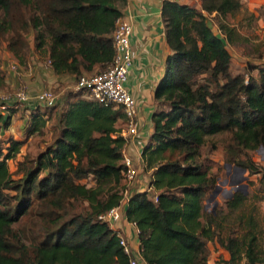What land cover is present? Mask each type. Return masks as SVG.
Listing matches in <instances>:
<instances>
[{
	"label": "trees",
	"instance_id": "16d2710c",
	"mask_svg": "<svg viewBox=\"0 0 264 264\" xmlns=\"http://www.w3.org/2000/svg\"><path fill=\"white\" fill-rule=\"evenodd\" d=\"M125 3L0 0V38L6 37L8 49L18 54L19 42L32 33L53 72L72 75L76 83L112 62V33ZM241 8L240 0H201L200 10L163 2L171 52L154 89L152 132L141 151L148 184L140 191L135 181L137 191L124 209L125 219L138 229L146 264H209L208 242L214 241L228 253L218 264H264L252 213L239 215L240 232L228 227L222 236L218 212L204 209L217 176L201 156L205 148L214 150L207 138L215 134L228 133L226 163L259 174L264 188V168L251 158L253 151L264 149V62L249 64L245 73L233 71L228 45L240 34L224 21ZM207 14L221 19L218 33ZM4 82L1 75L0 86ZM61 100L57 135L35 157H24L19 177L9 171L8 160L16 157L23 140L0 144V264H129L120 231L98 218L119 206L125 188V139L117 126L125 121L124 113L88 99L83 90L71 89ZM38 109L29 110L26 136L45 124ZM9 110L0 116L4 126L15 112ZM247 198L237 191L227 207H242Z\"/></svg>",
	"mask_w": 264,
	"mask_h": 264
},
{
	"label": "rangeland",
	"instance_id": "374dc122",
	"mask_svg": "<svg viewBox=\"0 0 264 264\" xmlns=\"http://www.w3.org/2000/svg\"><path fill=\"white\" fill-rule=\"evenodd\" d=\"M183 1H187L185 3L196 7L198 10L201 9V0ZM240 1L242 3L241 10L235 15H228L224 21L233 25L240 34V37L236 39L234 44L228 45V50L232 57L233 71L236 73H245L249 64L257 65L264 62V0ZM1 16L2 11H0ZM207 19L214 32L218 33V23L221 19L215 14H207ZM7 40L6 37L0 38V76L4 75V78H6L14 74L17 79L14 81L15 85L13 84L12 86L10 85L11 83L5 81L4 85L0 86V94H11L19 86L26 88L25 85L27 82H32L37 78L36 74L38 71L49 73L50 75L54 73L44 55L35 48L32 33L24 35L23 42H19L21 48L18 50V54H14L8 49ZM12 64L17 65L15 70L11 68ZM26 72L31 75L25 77L27 75ZM253 74L256 75V72ZM44 77H49V75L44 74ZM204 77L200 78L204 79ZM72 79H74V76L70 75V79H65L61 82L57 81L54 84H51L50 81L44 82L41 89L51 90L58 97V103L53 109L49 110L41 105H34L33 108L39 107L38 112L45 118V124L40 132L26 136L27 126L30 120L27 117L30 114L25 112L26 108H24V105L14 108L15 112L9 125L4 126V124H0L1 146L4 147L3 142L10 138L23 140V145L19 153L15 158L8 160L9 171L13 174L14 178L19 177L21 174L18 165L24 157H35L57 135L58 113L64 106L61 97L71 89L75 90V83ZM8 112H11L9 107L5 110L0 108V116ZM117 126L124 127L125 125L122 124V121H118ZM227 138L228 133L226 132H221L207 138L208 142L214 144V150L208 153L209 147H204L205 155L203 153L201 156L202 160L207 159L206 164L209 165V173L217 176L213 189L205 199L204 209L206 211L216 210L218 212V222L223 227L221 229L222 236H225V231L228 227H233L240 232L242 227L237 222L239 215L252 213L259 224V244L264 248V188L260 182V175H250L248 171H242L236 168L234 164L226 166L225 154L227 149L225 147V141ZM251 158L258 166L264 168V150L258 149L253 151ZM143 174L146 179L147 173ZM121 185L125 186L124 180L121 182ZM216 187H218L217 196L215 198L213 197L214 199L212 198V200H208L210 194ZM236 187H239L240 190H236ZM237 191H246L248 198L244 202V206L230 210L227 207L226 201ZM215 201H217L216 204H214ZM25 221L28 222L27 219ZM208 249L209 264H218L228 258L227 251L215 241L208 242ZM244 262L245 260L242 261V264Z\"/></svg>",
	"mask_w": 264,
	"mask_h": 264
},
{
	"label": "crops",
	"instance_id": "0c3cea01",
	"mask_svg": "<svg viewBox=\"0 0 264 264\" xmlns=\"http://www.w3.org/2000/svg\"><path fill=\"white\" fill-rule=\"evenodd\" d=\"M164 1L126 0V3L122 6L121 18L129 21L133 28L130 39L133 57L126 85L136 101L138 112L137 133L131 138V142L125 148V151L131 156L133 163L138 167L142 166L141 151L152 132L151 114L154 110V89L164 73L166 57L171 52L166 41L165 22L161 11ZM171 1L187 2L183 0ZM22 74L26 75L25 73ZM44 74L49 75V77H44ZM53 74L50 75L49 73L38 71L36 74L37 78L32 82H27L25 90L33 97L37 92L43 90L41 88L45 81H50L51 84H54L57 81L61 82L65 79H70V75L67 74ZM30 75L27 73L25 77ZM15 79L17 78H15L14 74L11 77L4 78L7 83H11V86L15 85ZM25 80L27 81L26 78ZM34 105L36 106V102L31 98L24 105V108H26L25 112L28 114L30 108L34 107ZM27 118H29V115ZM2 123L0 121L1 125ZM122 124L125 125V121ZM137 182L140 185L137 189L140 191L145 189L148 184L147 178L145 179L143 173L139 174ZM135 191L137 190L132 189L131 193ZM124 209L125 207L122 211L123 220L120 223V231L133 248L138 247L137 234L126 223Z\"/></svg>",
	"mask_w": 264,
	"mask_h": 264
},
{
	"label": "built area",
	"instance_id": "2783aa9c",
	"mask_svg": "<svg viewBox=\"0 0 264 264\" xmlns=\"http://www.w3.org/2000/svg\"><path fill=\"white\" fill-rule=\"evenodd\" d=\"M132 31L133 28L129 21L121 17L117 18L112 33L114 46L112 62L106 68L98 70L94 74L81 76L74 85L75 90H83L88 99L104 105L112 104L121 107L125 116V126L119 131L125 139L123 147V163L126 167L123 179L125 188L119 206H114L98 216L101 221L107 222L111 228L117 231H120V223L123 220L121 211H123L128 201L135 181L143 170L142 166L137 167L134 165L133 159L125 151V148L131 142V138L137 133L138 127L136 101L126 85L133 57L130 43ZM11 68L15 70L17 65L12 64ZM31 98L44 107L55 105L57 100V96L49 89L41 90L31 97L25 88L19 86L11 94H0V108L2 110L8 107L18 108L25 105ZM153 198L156 200L155 196ZM126 223L134 229L136 234L138 233L135 223L128 221ZM118 237L124 253L128 256L129 264H146L139 247L133 248L121 231L118 232Z\"/></svg>",
	"mask_w": 264,
	"mask_h": 264
},
{
	"label": "water",
	"instance_id": "95a60500",
	"mask_svg": "<svg viewBox=\"0 0 264 264\" xmlns=\"http://www.w3.org/2000/svg\"><path fill=\"white\" fill-rule=\"evenodd\" d=\"M262 150H264L263 148H261ZM227 165H229V164H226V166ZM236 167V166H235ZM236 168H238V167H236ZM239 169H241L242 171L244 170V169H242V168H239ZM217 188L218 187H216L214 190H213V192L210 194V197L208 198V200H212V198L214 197H216L217 196V194H218V190H217ZM242 189V188H241ZM236 190H240L239 189V187H236ZM244 193H246V191L244 192ZM213 198V199H214ZM217 203V201H215V203L214 204H216Z\"/></svg>",
	"mask_w": 264,
	"mask_h": 264
}]
</instances>
